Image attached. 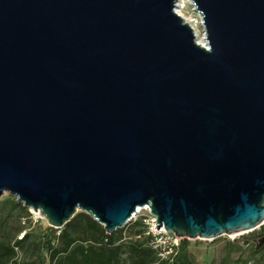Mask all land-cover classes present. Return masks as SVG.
I'll return each instance as SVG.
<instances>
[{"label":"water","instance_id":"1","mask_svg":"<svg viewBox=\"0 0 264 264\" xmlns=\"http://www.w3.org/2000/svg\"><path fill=\"white\" fill-rule=\"evenodd\" d=\"M0 0V196L108 234L149 205L181 239L264 222V0Z\"/></svg>","mask_w":264,"mask_h":264},{"label":"trees","instance_id":"2","mask_svg":"<svg viewBox=\"0 0 264 264\" xmlns=\"http://www.w3.org/2000/svg\"><path fill=\"white\" fill-rule=\"evenodd\" d=\"M2 204L9 211L22 208L15 199H6ZM111 234L105 232L89 215L78 212L62 228L47 227L42 245L47 252L48 264H156L154 252L146 246L142 235L141 221L127 224ZM264 237V229L259 233ZM30 237L25 232L21 239L2 241L0 235V264H7L24 241ZM3 238V237H2ZM264 253V246L260 251ZM260 252H251L253 256ZM247 260L236 259L232 264H247ZM173 264H194L188 252V240L181 239Z\"/></svg>","mask_w":264,"mask_h":264},{"label":"rangeland","instance_id":"3","mask_svg":"<svg viewBox=\"0 0 264 264\" xmlns=\"http://www.w3.org/2000/svg\"><path fill=\"white\" fill-rule=\"evenodd\" d=\"M200 31L199 37L202 36ZM6 199L15 198L7 192L0 196L2 241L11 245L14 240L21 239L25 232L30 233V237L15 249V254L7 264H48L47 252L42 245L48 227L45 219L33 215V210L22 205L23 209L19 207L9 211V206L2 204ZM22 219H25L24 223ZM127 226L125 224L123 228ZM262 228L264 222L253 231L235 236L222 235L212 240L188 239L190 258L194 264H232L236 259L247 260V264H264V253L260 252L264 246V237L259 235ZM253 251L260 253L253 256Z\"/></svg>","mask_w":264,"mask_h":264},{"label":"built area","instance_id":"4","mask_svg":"<svg viewBox=\"0 0 264 264\" xmlns=\"http://www.w3.org/2000/svg\"><path fill=\"white\" fill-rule=\"evenodd\" d=\"M173 12L178 15L184 23H186L193 32L195 41L197 35L203 33L202 20L200 15L195 11L191 0H176ZM197 42V41H196ZM149 205L139 206L132 213L127 223L141 221L143 225L142 235L136 238H143L147 247H149L156 255V264H173L174 259L178 253V247L181 238L176 237L173 233L166 232L163 227L156 230L154 227L157 225L156 217L150 213ZM33 215L43 218L39 212L32 211ZM25 222V219H22ZM23 236V235H22ZM21 236V238H22Z\"/></svg>","mask_w":264,"mask_h":264},{"label":"bare ground","instance_id":"5","mask_svg":"<svg viewBox=\"0 0 264 264\" xmlns=\"http://www.w3.org/2000/svg\"><path fill=\"white\" fill-rule=\"evenodd\" d=\"M197 37V43L199 44V45H205V38L203 37V34H202V36H196ZM201 39V40H200ZM235 235H238V234H235ZM235 235H232V236H235Z\"/></svg>","mask_w":264,"mask_h":264}]
</instances>
